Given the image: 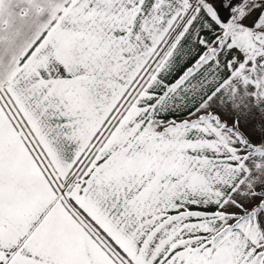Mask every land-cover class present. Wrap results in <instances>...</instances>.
<instances>
[{
  "label": "snow or ice",
  "instance_id": "obj_1",
  "mask_svg": "<svg viewBox=\"0 0 264 264\" xmlns=\"http://www.w3.org/2000/svg\"><path fill=\"white\" fill-rule=\"evenodd\" d=\"M0 264H264V0H0Z\"/></svg>",
  "mask_w": 264,
  "mask_h": 264
},
{
  "label": "crops",
  "instance_id": "obj_2",
  "mask_svg": "<svg viewBox=\"0 0 264 264\" xmlns=\"http://www.w3.org/2000/svg\"><path fill=\"white\" fill-rule=\"evenodd\" d=\"M251 127H252V125H251V124H249V125H246V126H245V129H246L247 131H251Z\"/></svg>",
  "mask_w": 264,
  "mask_h": 264
}]
</instances>
